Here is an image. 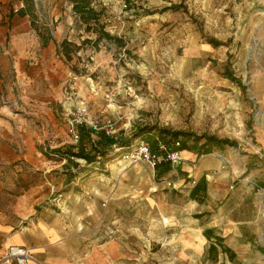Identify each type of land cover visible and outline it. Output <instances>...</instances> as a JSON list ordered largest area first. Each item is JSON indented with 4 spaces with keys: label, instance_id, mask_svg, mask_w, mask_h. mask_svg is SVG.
Here are the masks:
<instances>
[{
    "label": "rangeland",
    "instance_id": "obj_1",
    "mask_svg": "<svg viewBox=\"0 0 264 264\" xmlns=\"http://www.w3.org/2000/svg\"><path fill=\"white\" fill-rule=\"evenodd\" d=\"M129 1L131 10L122 9L119 0H95L103 10V29L123 45L114 39L95 41L97 33L85 31L70 0H33V13L23 17L15 14L21 2L0 1V143L19 140L15 157L0 148L1 194L19 193L11 178L22 174L40 181L44 205L59 211L66 205L72 218L65 221L77 246L73 264L264 261L259 192L246 181L247 172L231 168V160L241 161L245 153L264 154V0ZM174 4L181 7L171 9ZM211 39L222 44L213 46ZM64 40L70 60L57 52ZM79 108L131 144L161 128L235 141L236 146L219 147L231 161L230 175L223 179L218 170H208L209 194L204 199L199 194L202 202H196L189 195V178L173 176L174 186H167L147 165L122 161L121 144L92 163L68 162L67 150H96L90 143L95 134L84 133L79 144L73 142L69 121ZM27 146L31 160L25 156ZM225 198H231L225 209L232 210L233 219L251 211L256 216L255 231L246 238L253 246H233L234 259L221 257L219 249L209 251L202 233L216 228L214 217Z\"/></svg>",
    "mask_w": 264,
    "mask_h": 264
},
{
    "label": "crops",
    "instance_id": "obj_2",
    "mask_svg": "<svg viewBox=\"0 0 264 264\" xmlns=\"http://www.w3.org/2000/svg\"><path fill=\"white\" fill-rule=\"evenodd\" d=\"M262 92H264V86H262ZM261 97L264 98V93ZM18 141L19 140H15L12 145H9L8 141L2 139L0 148L10 149L15 157L17 156L15 147ZM24 141L28 144L29 138L25 137ZM261 141L264 150V134L261 136ZM188 146L187 149L182 150L184 162L180 166L182 175H179L178 180L184 181L189 178L188 182H193L190 191L199 180L191 178L194 170L197 171V173L200 174V178H202L204 176L210 177L207 171L216 169L219 171V174L221 173L220 176L225 179L230 175V171H227V168L231 161V168L234 173H237V169H239L241 170L240 173L245 171L249 174V179H246V181L251 183L250 186L252 188H254L253 184L257 181L256 179H258L261 182V185L264 186V154L257 157L255 154L250 156V152H248L244 154L245 159H242L241 161L239 159L230 161L225 149L218 148L219 151L214 152L213 156H209L211 155L210 153L200 154L199 146L195 147L194 144H188ZM25 151V156L31 160V155H33L32 150L27 146ZM198 155H200V157H198ZM217 155H220L227 160L228 166L226 169H221V161ZM199 158L200 162L195 164L194 161L196 159L199 160ZM242 162H244L243 169L241 168ZM64 165H66L64 170L70 175L71 172L69 168H67V166L71 168L70 164L66 163ZM38 167L39 165H36V167L34 165L33 169L37 170L39 169ZM252 169L257 170L258 172H252ZM169 171L170 169L161 177L168 175ZM12 176V184L13 186H19V193L1 194L3 182L0 180V264H16L14 261L7 263L2 261L7 248L11 245L26 247L31 252L35 260H30L28 264H73V255H75V252L77 251V246L73 244V239H75V237L72 233V229L65 221L68 217L70 218L72 216L66 208V205H63L65 210L61 211H59L55 205H44L46 196L39 190L41 187L40 181L34 182L33 180H28V178L24 177L22 174L17 175L13 173ZM232 186L233 185H231V187ZM208 187L209 183L206 180V194H209ZM259 195L262 215V210L264 208V195L260 192ZM198 197L200 196L198 195ZM201 198L203 197L201 196ZM201 198L193 200L196 202H202L200 201ZM231 202V198H225L224 201L221 202V211L214 217L216 221L214 225L216 228L213 229L209 227L202 230L209 247L211 244L216 246L215 251L218 252L219 249L218 254L221 255V257H226V259L228 255L232 259L236 257L237 252L233 246H253L246 240V238L249 233H254L255 231L254 220L256 219V216L254 211H251L247 217L244 216V219L235 220L233 219L234 214L232 210H226ZM254 205L259 206L257 203H254ZM65 212L67 213L65 214ZM197 217H202V214H199ZM208 229L213 231L211 237L204 233V231ZM217 236L223 238L222 243L229 249L228 252H224L221 245L216 243L215 237ZM102 249H104V246ZM259 251L263 252L264 256V248H260ZM215 261L217 263L219 262L216 259ZM249 263L264 264V261H257L256 258H252Z\"/></svg>",
    "mask_w": 264,
    "mask_h": 264
},
{
    "label": "trees",
    "instance_id": "obj_3",
    "mask_svg": "<svg viewBox=\"0 0 264 264\" xmlns=\"http://www.w3.org/2000/svg\"><path fill=\"white\" fill-rule=\"evenodd\" d=\"M23 4V6L17 10H15V14L23 17L27 14H32L33 13V0H17ZM129 1V0H128ZM71 4V9L73 14L81 21V23L84 25V29L87 32H95L97 33V38L95 41H98L101 38H106V39H114L117 44L123 45L122 41L117 38L111 36L108 32H106L104 28V24L102 23V15H103V10L98 9L96 7L95 0H70ZM181 6L180 4H174L171 5V9H179ZM14 14V12L12 11ZM51 39V38H50ZM48 41V38H44V44H46ZM84 41H90V40H84ZM69 42L66 40L62 41L61 43L57 44V52L62 54L67 60L71 59L70 56V50L68 49L67 45ZM210 43L213 46H219L222 43L218 40L211 39ZM229 78L232 79V76H228ZM234 79V78H233ZM238 81V80H237ZM240 85L241 81H238ZM145 129H141V133H145ZM78 135H79V141L77 144L80 143L81 139L83 138L82 134L86 133V135L91 136L92 134H95L96 138L92 139L90 138V143L91 145L96 148L94 152H84L86 149L79 147V149L74 152L73 150L69 151L67 150L65 152V155L67 157V161L72 163L73 158H82L85 159L88 163H92L96 160L97 157H105L110 149L112 148L113 145L116 144H121L122 147L120 149H125L129 145H131L130 139H116L113 135H106L104 132L99 131V132H94L92 131L89 127L86 125H79L77 127ZM164 142L166 143H171L177 140H181V146L180 150L187 149L188 146V141L191 139H195V147L197 146V143L201 140L204 139V142L200 144V154H209L213 151L214 148H219L222 145H231V146H236L237 143L235 141L226 139V138H218L213 135H201V136H196L193 133H186L182 131H170L166 128H161L157 133H156ZM145 141L150 145L151 149L154 152H158L157 144L154 140L153 134L151 136H146ZM121 151V150H120ZM54 154H60L59 153V148L53 150ZM120 154V153H119ZM75 167H78V164L74 162L73 164ZM169 164L164 163L161 164L158 169L156 170L158 172V177H161L163 174L168 172L169 170ZM160 173V174H159ZM202 194L201 196L203 198L206 197V179L204 177L200 178L196 184L193 186V188L190 191V197L192 199H198V195ZM205 235L211 237V234L213 231L211 229L205 230L204 231ZM216 243L218 245H221L222 249L224 252H228L229 249L223 245V238L217 236L215 237ZM216 246L213 244L210 245L209 251H215Z\"/></svg>",
    "mask_w": 264,
    "mask_h": 264
},
{
    "label": "built area",
    "instance_id": "obj_4",
    "mask_svg": "<svg viewBox=\"0 0 264 264\" xmlns=\"http://www.w3.org/2000/svg\"><path fill=\"white\" fill-rule=\"evenodd\" d=\"M119 2L122 9L131 10L130 1L119 0ZM69 123L70 132L75 144L79 141L77 131L79 125H86L94 132L102 131L106 135H112L109 124H100L97 120L92 119L86 108H79L75 116L70 119ZM153 137L157 144L158 152H154L145 140H140L136 144H131L125 149L121 148L119 156L122 161L145 164L153 172H155L161 164H169L170 171L168 175L160 177L159 179L167 186H174L175 181L171 178L175 176L178 179L180 166L184 162L182 150H180L181 142L177 140L166 143L156 133L153 134ZM217 156L221 161V169H226L228 166L227 160L220 155ZM253 186L258 192L264 195V186H260L256 183H254ZM57 200V198H54L53 201ZM30 260H35L31 252L26 247L18 245L9 246L2 258V261L5 263L14 261L16 264H28Z\"/></svg>",
    "mask_w": 264,
    "mask_h": 264
}]
</instances>
